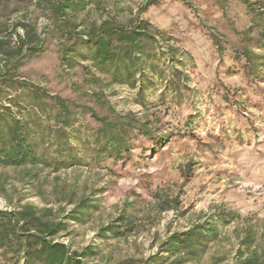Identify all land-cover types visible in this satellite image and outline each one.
<instances>
[{
    "label": "rangeland",
    "instance_id": "1",
    "mask_svg": "<svg viewBox=\"0 0 264 264\" xmlns=\"http://www.w3.org/2000/svg\"><path fill=\"white\" fill-rule=\"evenodd\" d=\"M99 1V9L78 17L83 24L78 31L109 18L127 24L140 14L146 0ZM183 1L164 0L141 14L166 33L160 44L163 77H154V86L143 95L138 94L140 86L132 90L113 85L99 74L97 85H87L80 66H61L67 38L54 30L33 3L0 5V21L8 26L26 18L36 21L46 50L25 61L19 74L68 101L74 113L73 129L92 135L100 127L92 117L96 114L135 119L157 131V136L169 135L156 155L152 142L141 136L132 142L130 155L121 160L108 159L99 165L90 160L58 172L42 170V194L38 187L23 186L20 172L0 170V175L5 174L0 210H12L21 202L52 208L55 216L62 217L72 209L60 201L63 197L73 194L79 199L83 193L102 190L100 210L83 225L71 224L68 235L57 238L75 250L99 245L101 253L88 264H141L172 233L188 230L216 206L223 205L251 224L264 222V83L242 72L244 60H238L244 47L264 55L252 40L261 35L260 28L254 27V15L241 0H187L192 6ZM14 6L17 12L11 14ZM207 27L219 33L221 56ZM94 89H99V99L91 95ZM72 143L80 155L91 159L83 138ZM165 200L169 208L162 210L160 202ZM124 212L133 216V231L122 239L100 240L99 228ZM235 226L225 227L219 241L191 264H215L217 256L226 257L220 264H232L238 244Z\"/></svg>",
    "mask_w": 264,
    "mask_h": 264
},
{
    "label": "trees",
    "instance_id": "2",
    "mask_svg": "<svg viewBox=\"0 0 264 264\" xmlns=\"http://www.w3.org/2000/svg\"><path fill=\"white\" fill-rule=\"evenodd\" d=\"M24 1L0 0V5ZM29 1L50 20L59 35L67 38L68 43L61 49V66L65 69L80 66L87 85H97L98 77L102 75L113 85L132 90L140 86L138 94L143 95L154 86V77H163L160 64L164 53L160 44L166 33L155 28L141 14L164 0H146L140 14L127 24L109 18L100 24L92 22L80 31L83 24L78 23V17L90 9H99L101 1ZM241 1L254 15V27L260 28L261 35L252 39L254 47L264 51V0ZM183 2L192 6L187 0ZM15 12L14 6L11 14ZM207 35L221 56L223 47L219 33L213 27H207ZM45 50V41L36 21L30 22L26 18L12 26L0 21V170L20 172L21 184L28 189L38 187L42 194L39 178L42 170L58 172L82 166L90 160L96 165L108 159L121 160L130 155L132 142L141 136L152 142V148L155 146V155L159 153L169 135L157 136V131H150L135 119H108L93 114L100 127L92 135L73 129L74 113L68 101L19 74L25 61ZM240 58L244 60L242 72L255 82L264 83V69L257 66L264 68V55L252 54L244 47L238 53V60ZM171 85L174 86V82ZM174 90L177 93L178 88ZM91 95L96 99L101 96L99 89H94ZM253 128L256 130L254 125ZM82 138L85 152L91 159L80 155L72 143L80 142ZM3 177L5 174L0 175L1 194L5 192ZM101 192L92 190L83 193L79 199L73 194L63 197L60 201H65L72 209L62 217L55 216L52 208L39 209L21 202L12 210H0V264H88V260L98 257L101 250L97 244L75 250L58 242L57 238L60 234L68 235L71 224L83 225L100 210L102 199L98 195ZM168 203L166 200L160 202L162 210L169 208ZM232 223H236L233 234L238 242L232 264H264V222L256 220L251 224L223 205L214 207L188 230L172 233L160 244L157 253L141 264L199 262L210 244L218 242L221 231ZM133 228V216L124 212L100 227L97 236L100 240L122 239ZM225 260L226 257L217 256L215 264Z\"/></svg>",
    "mask_w": 264,
    "mask_h": 264
},
{
    "label": "built area",
    "instance_id": "3",
    "mask_svg": "<svg viewBox=\"0 0 264 264\" xmlns=\"http://www.w3.org/2000/svg\"><path fill=\"white\" fill-rule=\"evenodd\" d=\"M19 33H20V34H23V31H22V30H19Z\"/></svg>",
    "mask_w": 264,
    "mask_h": 264
}]
</instances>
